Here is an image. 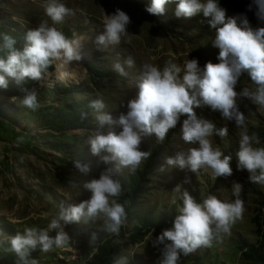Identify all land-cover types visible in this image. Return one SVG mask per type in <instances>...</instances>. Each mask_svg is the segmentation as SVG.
Here are the masks:
<instances>
[{
	"label": "rangeland",
	"instance_id": "obj_1",
	"mask_svg": "<svg viewBox=\"0 0 264 264\" xmlns=\"http://www.w3.org/2000/svg\"><path fill=\"white\" fill-rule=\"evenodd\" d=\"M143 1L136 4L133 0H117L115 4L102 7L98 0H63L72 14L65 16L62 23L52 25L44 14L46 0H0V28L11 27L24 34L45 22L56 27L66 38L79 40L81 57L75 66L68 64L72 69L67 73H63L60 61H53L42 84L37 82L30 88L36 90L40 104L36 111L19 106L20 97L0 90V264H18V258L9 247L11 236L22 233L25 227L46 228L61 207L66 208L88 197L89 192L83 188L87 180L113 166L112 162L105 165L89 152L88 138L96 131L109 130L107 125H98L96 112L89 107L91 101L101 99L104 111L115 118L126 111L128 99L135 96V82L143 64L163 66L173 62L182 65L192 58H196L201 67L206 61L216 62L218 49L212 46L214 31L209 29L202 16L177 18L174 3L164 6L163 15H151L144 10L149 0ZM248 3L249 0H219L226 17L236 16L239 24V14L244 13L249 26L255 28L258 22L252 12H245ZM117 8L129 16L126 33L119 44L98 50L94 38L103 31L102 20ZM129 56L134 60L131 68L123 64ZM117 62L125 67L126 75L113 70ZM92 68H98L99 72L91 73ZM243 87H253L246 74L241 75L235 90L239 92ZM12 97H16V101ZM236 103L245 117L244 128L223 121L207 106L194 109L198 117L210 120L215 127H227V135H214L212 142L223 154L232 157L231 175L214 180L207 168L193 173L164 164L166 157L186 152L191 147L181 139L178 120L162 142H157L154 135L141 137V150L154 143L159 144L161 150L155 152L152 159H147L149 168L139 180L135 204L127 206L124 194L120 193L118 200L128 211L118 235L105 232L100 218L87 223L61 222L60 230L68 236L67 244L48 252H41L39 248L30 250V258H35L37 264H92L99 245L110 239L118 249L111 264L114 258L121 256L127 258V264H159L161 246H154L153 240L162 229L170 226L157 225L154 217L170 213V210L176 214L184 190L196 201L208 195L230 201L233 199L232 183L238 182L244 211L231 226L229 234L221 233L210 246L181 255L178 264H259L246 253L248 245L259 247L263 244L256 221L260 220L264 210L261 204L264 186L249 182L246 171H237L235 152L241 131L255 136L258 146L264 147V108L240 96L236 97ZM77 105L86 107L85 114H91L93 126L55 129L43 126L36 117L34 121L27 119L29 114L50 118L49 114L57 110L67 111ZM184 118L181 116L180 120ZM111 130L119 129L113 126ZM74 161L87 164L88 173L78 172ZM145 162L141 161L134 172L120 168L114 172V179L126 183L129 178L139 175ZM176 185L180 186L179 191ZM57 230L52 229L49 235L54 236ZM133 231L139 232L137 238L131 235ZM91 233H95L94 241L90 239Z\"/></svg>",
	"mask_w": 264,
	"mask_h": 264
},
{
	"label": "clouds",
	"instance_id": "obj_2",
	"mask_svg": "<svg viewBox=\"0 0 264 264\" xmlns=\"http://www.w3.org/2000/svg\"><path fill=\"white\" fill-rule=\"evenodd\" d=\"M168 3L175 4L174 15L177 18L196 15L204 18L209 29L214 31L212 46L218 49L216 62L206 61L201 67L198 60L192 58L182 65L173 62L163 66L143 64L135 82V96L128 99L126 111L115 118L104 111L101 99L89 103L96 112L98 125L109 127L107 132L96 131L88 138L89 152L98 156L105 165L112 162L113 166L87 180L83 188L89 192L88 197L66 208L61 207L46 228L25 227L22 233L9 238L10 250L18 258V264H37L35 258H30V250L39 248L41 252H48L64 247L68 236L60 230L61 222L87 223L100 218L105 232L118 235L126 222V211L125 205L118 200L121 185L114 179V172L120 168L134 172L141 161L150 156L149 151L139 148L141 137L154 135L157 142H162L178 120L181 139L191 147L186 152L166 157L164 164L193 173L207 168L214 180L231 175L232 157L223 154L212 142L214 135L226 136L227 127H215L210 120L198 117L194 109L207 106L223 121L244 128L245 117L238 109L236 97H243L264 108V0H249L245 6V12H252L258 22L255 28L249 26L244 13L239 14V24L236 16L226 17L219 0H149L144 10L151 15H163L164 6ZM44 14L52 25H57L65 16L71 15L72 10L65 6L63 0H46ZM128 23L129 16L119 8L107 14L102 20L103 31L94 38L98 50L119 44ZM52 25L41 22L27 30L20 49L15 47L13 37L0 33V51L7 50L6 55L0 56V89H6L9 80L17 85L25 79L42 84L53 61L68 65L80 60L79 40L66 38ZM123 64L131 68L134 60L129 56ZM124 66L117 62L113 70L126 75ZM242 74H246L253 87H243L237 92L235 88ZM22 91L24 94L19 98V106L36 111L40 107L36 90ZM11 99L16 101L17 98ZM181 116L185 118L180 120ZM113 126L119 130H111ZM237 145V171H246L249 182L264 186V147L258 146L256 137L246 131H241ZM73 164L78 172L88 173L87 164L79 161ZM175 188L179 191L180 186ZM240 192L241 185L233 182L232 200L208 195L196 201L184 190L171 226L162 229L153 240L154 246H161L159 264H178L181 255L210 246L221 233L229 234L231 226L244 211ZM52 229H58L54 236L49 235ZM90 239L95 240V233L90 234ZM113 264H127V258L116 257Z\"/></svg>",
	"mask_w": 264,
	"mask_h": 264
},
{
	"label": "trees",
	"instance_id": "obj_3",
	"mask_svg": "<svg viewBox=\"0 0 264 264\" xmlns=\"http://www.w3.org/2000/svg\"><path fill=\"white\" fill-rule=\"evenodd\" d=\"M136 2V4H142L144 1L143 0H133ZM100 5L102 7H106L109 4L113 3L115 4L117 0H98ZM0 28V31L3 30L2 33H6L13 37L16 41L15 47L17 49H20L24 43L23 41V36L24 34L12 29L11 27H6V28ZM1 33V32H0ZM7 50L0 51V56L6 55ZM52 64H50L49 68L50 69ZM98 68H92L90 70L91 73L99 72ZM37 81L34 80H29L25 79L20 85H17L15 82L12 80H9L8 82V87L6 89H0L6 91L8 94L15 95L18 97H21L24 93L22 89H30L33 87ZM83 107V106H82ZM86 107L81 108L80 105L73 106L69 110H57L54 113L49 114V117L45 116H34L33 114H29L27 116V119L33 120L36 117L39 121V123H42L43 126H48L52 127L55 129H65L67 127H87V126H93L94 124L91 121V114H85L86 112L84 111ZM146 151L150 152V156L148 158L152 159L153 155L155 152H159L161 150V147L159 144L154 143L150 147H146L144 149ZM149 168V163L146 162L144 163V167L141 172H139V175L136 176L135 178H129L126 183L124 182H119L121 185V192L124 194V197L126 199V202L128 203L127 206H133L134 203V195L136 190L138 189V183L139 180L144 177L145 174H147ZM261 204L264 206V201L261 202ZM126 212L128 210H125ZM174 213L172 210H170V213H165V214H160L159 216L156 215L154 217V221L157 223L159 226H171V221L174 217ZM257 222V226L260 230V236L263 239V244L259 247H254L252 245H248V252L246 253L249 257L255 259L259 264H264V210L262 212V216L259 221ZM145 225L150 224L147 222H144ZM134 238H137L139 236L138 231H133L131 234ZM118 249L115 248L112 244V241L110 239H105L102 241V243L99 245V252L95 253L93 255V260L92 264H111V260L114 257L115 254H117Z\"/></svg>",
	"mask_w": 264,
	"mask_h": 264
},
{
	"label": "bare ground",
	"instance_id": "obj_4",
	"mask_svg": "<svg viewBox=\"0 0 264 264\" xmlns=\"http://www.w3.org/2000/svg\"><path fill=\"white\" fill-rule=\"evenodd\" d=\"M70 63H71V65H72V67H73V66H75V64H76V61L74 60V61H72V62H70ZM72 67H69L68 65H63V64H61V68H62L63 73H67V72H69V70H71Z\"/></svg>",
	"mask_w": 264,
	"mask_h": 264
}]
</instances>
